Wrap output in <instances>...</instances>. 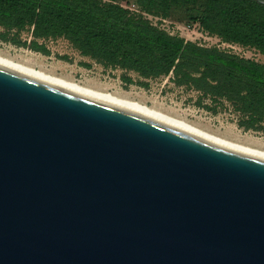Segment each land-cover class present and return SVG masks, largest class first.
Returning a JSON list of instances; mask_svg holds the SVG:
<instances>
[{
    "label": "water",
    "instance_id": "water-1",
    "mask_svg": "<svg viewBox=\"0 0 264 264\" xmlns=\"http://www.w3.org/2000/svg\"><path fill=\"white\" fill-rule=\"evenodd\" d=\"M0 264H264V159L0 66Z\"/></svg>",
    "mask_w": 264,
    "mask_h": 264
},
{
    "label": "trees",
    "instance_id": "trees-1",
    "mask_svg": "<svg viewBox=\"0 0 264 264\" xmlns=\"http://www.w3.org/2000/svg\"><path fill=\"white\" fill-rule=\"evenodd\" d=\"M121 0H0V37L44 55L40 40L64 38L83 56L104 67L134 71L143 79L170 76L209 98L228 103L238 125L264 134V63L218 47L173 35L143 13L168 16L173 9L196 10L195 24L224 42L251 47L264 55V4L256 0H136L140 12ZM29 30L30 41L21 38ZM67 59V57H62ZM129 84L149 87L146 81ZM209 111L217 106L199 103Z\"/></svg>",
    "mask_w": 264,
    "mask_h": 264
},
{
    "label": "rangeland",
    "instance_id": "rangeland-1",
    "mask_svg": "<svg viewBox=\"0 0 264 264\" xmlns=\"http://www.w3.org/2000/svg\"><path fill=\"white\" fill-rule=\"evenodd\" d=\"M120 3L131 11L140 12L136 0H121ZM196 10L173 9L166 17L143 14L153 24L170 34L264 63V55L255 48L224 42L218 36L204 31L198 24H195L191 17L196 13ZM3 32L4 29L0 27V34ZM21 38L30 41L32 39L31 32L29 30L21 32ZM40 42L45 43L51 51V55H44L29 48L12 44L0 37V56L99 91L111 92L119 97L139 101L173 117L188 121L219 137L264 150V134L240 127L238 125L239 115L228 103L215 104L193 89L176 85L170 76L146 80L134 71L104 67L92 58L83 56L64 38L40 40ZM62 57H67V59ZM124 76L132 77L135 82L146 81L149 83V87L129 84L124 80ZM200 102L217 106V111L207 110L199 104Z\"/></svg>",
    "mask_w": 264,
    "mask_h": 264
},
{
    "label": "bare ground",
    "instance_id": "bare-ground-1",
    "mask_svg": "<svg viewBox=\"0 0 264 264\" xmlns=\"http://www.w3.org/2000/svg\"><path fill=\"white\" fill-rule=\"evenodd\" d=\"M0 66L7 67V68H10V69H13L16 71H20V72H23V73H26V74H29L32 76H36V77H39V78H42L45 80H49V81H52V82H55L58 84H62V85H65V86H68V87H71L74 89H78V90H81V91H84L87 93H91V94H94V95H97L100 97H104V98L122 103L124 105L130 106L132 108L138 109L140 111H143V112H146L148 114L154 115L156 117L162 118L164 120L170 121L174 124H177L181 127H184L188 130H191L195 133H198L202 136H205L209 139H212L216 142H219L223 145H226V146L233 148L237 151H240L242 153H246L248 155H252V156L264 159V150H262V149L243 145V144L228 140L226 138L219 137V136L214 135L208 131H205V130L197 127V126L192 125L188 121L173 117L167 113H164L158 109L150 107V106H148L144 103H141L139 101L119 97V96H117L111 92L99 91V90H96L94 88H91V87H88L85 85H81L77 82L70 81L68 79H65L63 77H60V76H57V75H54L51 73H47L41 69H37L33 66H29V65L17 62L15 60H12V59H9V58L3 57V56H0Z\"/></svg>",
    "mask_w": 264,
    "mask_h": 264
},
{
    "label": "built area",
    "instance_id": "built-area-1",
    "mask_svg": "<svg viewBox=\"0 0 264 264\" xmlns=\"http://www.w3.org/2000/svg\"><path fill=\"white\" fill-rule=\"evenodd\" d=\"M194 33H195V31H194ZM186 40H188V38H187ZM189 40H190V39H189ZM190 41H192V40H190Z\"/></svg>",
    "mask_w": 264,
    "mask_h": 264
}]
</instances>
